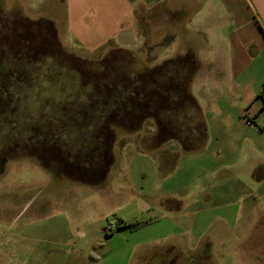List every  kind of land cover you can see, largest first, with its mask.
<instances>
[{"label": "rangeland", "instance_id": "rangeland-1", "mask_svg": "<svg viewBox=\"0 0 264 264\" xmlns=\"http://www.w3.org/2000/svg\"><path fill=\"white\" fill-rule=\"evenodd\" d=\"M214 4L217 38L205 29L195 46L191 101L166 97V109H173L160 114L161 132L150 119L136 130L110 132L106 103L112 106L121 94L129 100L140 80L148 81L141 77L145 69L189 53L172 37L177 33H157L131 53L106 45L82 50L64 33L62 2L0 0V264L41 257L38 249L46 245L36 233L49 225L58 240L49 264H113L122 257L123 264H168L174 256L151 257L136 247L164 226L184 253L175 264H264V220L258 224L261 215L243 211L251 202L263 205L258 195L238 193L235 213H199L226 192L225 180L247 189L251 168L264 165L263 149L254 146L259 140L237 123L244 118L240 110L250 112L248 91L244 100L237 97L227 65L233 56L228 34L249 33L248 4L234 2L248 20L240 25L227 18L222 0ZM163 73L156 74L161 84ZM202 158L208 165H245L199 177ZM124 224L140 227L118 229Z\"/></svg>", "mask_w": 264, "mask_h": 264}, {"label": "crops", "instance_id": "crops-1", "mask_svg": "<svg viewBox=\"0 0 264 264\" xmlns=\"http://www.w3.org/2000/svg\"><path fill=\"white\" fill-rule=\"evenodd\" d=\"M66 7L65 29L64 33L69 34L70 37L75 38V45L81 47L82 50L94 51L98 47L107 42H112L115 46L130 50L133 47H144L145 42L154 41L157 33H165L168 30L174 31L177 35L172 37H180L182 47L189 49V53H196V45H200L202 39V32L208 29L209 36L217 38L215 32L214 18L217 13L215 0H58ZM243 2L250 11L248 34L243 33L244 29L231 31L228 34V54L233 56L228 57V67L232 73L231 80L233 85L237 88V97L242 98L241 95L244 90L248 91L247 99L244 103L249 104L248 116L256 115L255 124L247 121L246 118L239 117L237 123L253 133L259 140L257 141L256 149H263L264 151V113H259V101L255 100V96L264 85V0H222L224 4V11L227 18L231 19L234 23L240 25L246 22V17L241 15L238 6ZM208 11V16H203V9ZM252 18V19H251ZM57 24V20L52 19ZM254 21V22H253ZM252 24V27L250 26ZM208 27V28H207ZM240 27V26H238ZM258 27V31L255 29ZM255 28V29H254ZM200 39V40H199ZM156 43H153L155 46ZM196 46V47H195ZM221 54V50L219 51ZM227 53V52H224ZM222 56V55H221ZM224 59V58H223ZM224 63V62H223ZM222 64V63H220ZM218 64L216 68H221L222 65ZM226 66V65H224ZM246 105V104H244ZM242 113V114H241ZM246 115L245 110H240L239 115ZM215 125L212 127L214 128ZM262 128V129H261ZM233 144L231 147H233ZM245 161H241L235 166L227 163H220L213 160L211 165L204 162V158L198 160V173L204 177L210 174L215 177L220 170H235L237 168H244ZM229 177H236L235 175ZM251 182L248 187H244L239 182L238 192L232 179H227L224 182L228 183L225 188L226 192L221 193L222 196L217 195L218 199L215 202H210L208 209L201 208L200 214L211 213L214 211H221L222 214L235 213L234 208H237L234 202L235 196L239 193L242 198L258 197L262 204L259 206L250 203L244 206V213L246 215L259 214L258 224L264 220V165L259 164L249 171L247 175ZM237 184V183H236ZM253 188V189H251ZM254 191H258L257 194ZM243 195V196H242ZM222 198L221 199H219ZM168 200H165L162 205L165 206ZM177 202V201H175ZM177 210L182 213L183 202L180 200ZM211 203H219L212 205ZM167 206V205H166ZM238 212V211H237ZM236 212V213H237ZM227 221L228 219L225 218ZM260 222V223H261ZM264 223V221H263ZM223 227H220V229ZM167 227L162 228V232L157 235L151 236L138 242L139 249H142L146 255L151 257H167L168 255L174 256L168 264H175L181 262L179 259L184 257L181 245L177 241L170 238V231ZM56 229L53 225L45 228H40L36 233L38 242L41 246L46 245L45 249H38L41 252V257L31 256L25 257L24 264H49L52 263L48 257L54 256L57 252L56 244ZM202 235V233H201ZM212 240L208 237V242ZM40 246V247H41ZM38 247V245H37ZM167 252H170L167 254ZM203 259L205 254L198 253ZM44 256V257H43ZM46 256V257H45ZM130 255H127V260ZM192 261H189L191 264ZM123 257L114 261L113 264H123Z\"/></svg>", "mask_w": 264, "mask_h": 264}, {"label": "trees", "instance_id": "trees-1", "mask_svg": "<svg viewBox=\"0 0 264 264\" xmlns=\"http://www.w3.org/2000/svg\"><path fill=\"white\" fill-rule=\"evenodd\" d=\"M104 45L113 48L114 50L130 52L115 46L110 41ZM196 67L197 61L193 54L187 53L174 60H166L161 65L150 70L145 69V72L141 74V77H147L148 81L146 82L142 78L143 81L140 80L138 87L134 88L132 93H130L129 100L122 99L125 97V94H121V98L113 100L114 104H112V106L111 104L109 105L108 102L106 103L105 110H108L109 112L105 115V119H107L105 124L108 131L112 132V127H118L123 131L129 132L140 128L142 123L147 119H150L156 125L158 132H161L162 124L160 114L163 112L169 114L173 109L172 105L169 106L172 109H166V97H172V100L169 101H176L179 99L180 103L182 101H191L189 94L187 93V85L192 77V72ZM162 70L164 73L163 83L161 84L160 81L156 80V74L158 71ZM151 78L153 79L152 82L150 81ZM167 78H169V83L166 82ZM108 88H110V86H107V89ZM255 100L260 103L258 112L264 113V85H262L256 94ZM255 117L256 115L252 117L244 115V118L252 124H255ZM137 124L138 126H136ZM139 227L138 224H124L119 226L118 229L126 228L130 231H134Z\"/></svg>", "mask_w": 264, "mask_h": 264}, {"label": "built area", "instance_id": "built-area-1", "mask_svg": "<svg viewBox=\"0 0 264 264\" xmlns=\"http://www.w3.org/2000/svg\"><path fill=\"white\" fill-rule=\"evenodd\" d=\"M113 229V226L109 227V230H112Z\"/></svg>", "mask_w": 264, "mask_h": 264}]
</instances>
